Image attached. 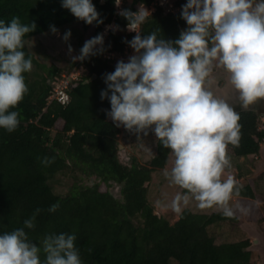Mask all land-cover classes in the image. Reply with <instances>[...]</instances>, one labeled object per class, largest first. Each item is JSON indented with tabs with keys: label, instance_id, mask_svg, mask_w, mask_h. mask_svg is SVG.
<instances>
[{
	"label": "trees",
	"instance_id": "16d2710c",
	"mask_svg": "<svg viewBox=\"0 0 264 264\" xmlns=\"http://www.w3.org/2000/svg\"><path fill=\"white\" fill-rule=\"evenodd\" d=\"M151 1L123 0L121 8L135 12ZM91 2L103 23L79 20L78 55L86 40L113 23L103 51L83 61L69 59L66 69L54 65L45 69L25 41L48 32L50 25L64 29L78 19L62 7V0H0V21L7 24L19 17L22 24L35 22V30L23 37L21 50L42 73L38 79H30V72L23 73L28 92L16 108L10 109L18 111L20 124L12 133L0 128V234L23 228V221L39 208L35 227L25 228L29 240L41 246L47 234L74 233L82 264H259L257 253L248 249L249 238L217 243L212 230L222 224L264 223L260 204L264 192L258 189L264 172L237 182L239 195L234 193L230 204L234 218L223 216L215 207L209 213L185 208L170 223L153 212L147 183L155 170L166 167L171 150L164 148L153 133L148 142L154 155L146 163L132 154L124 161L119 159L121 128L106 115L109 100L100 98L107 87L104 76L115 70L117 60L105 58L103 53L122 52L129 47L125 41L135 33L125 31L127 20L115 12L114 0ZM186 2L173 0L177 10L156 6L141 25V35L155 31L158 39H178L188 27L180 16ZM75 66H83L87 72L72 81L69 101L65 105L49 102L53 80ZM93 74L96 77L85 82ZM232 108L239 114L240 140L239 147L228 145L227 155L237 159L258 154L264 141V126H259L263 103L255 102L247 109L235 104ZM45 157H54V163L45 166L41 163ZM248 173L238 171L236 175L241 178ZM92 177L89 184L84 181ZM53 184H65L66 191L56 193ZM54 203L59 208L49 212ZM237 205L247 208V214ZM40 258L43 261L42 251Z\"/></svg>",
	"mask_w": 264,
	"mask_h": 264
},
{
	"label": "clouds",
	"instance_id": "9594fccd",
	"mask_svg": "<svg viewBox=\"0 0 264 264\" xmlns=\"http://www.w3.org/2000/svg\"><path fill=\"white\" fill-rule=\"evenodd\" d=\"M114 3L119 8L121 0ZM62 7L86 24L103 23L91 0H62ZM163 8L173 10V6ZM150 13L147 9L118 12L127 20L125 29L135 33L125 41L134 54L127 62L117 61L115 70L104 76L107 87L100 98L110 102L106 115L116 127L123 126L137 137L151 130L171 150L173 166L163 175L186 190L171 201L174 212L182 214L194 199L201 210L215 207L223 216L234 218L229 202L240 189L233 176L221 177L231 167L228 145L239 147V114L205 85L213 68L220 67L228 73L243 108L264 99V0L255 4L253 0H187L180 16L188 27L174 41L158 39L155 31L141 35L140 27ZM35 28L34 21L22 24L19 17L7 24L0 21V128L8 133L20 124L18 111L10 109L28 92L23 73L33 65L21 49L23 37ZM50 30L58 31L51 25ZM70 36L67 30L62 39L68 41ZM103 43V34H98L86 40L79 55L71 59L83 61L96 55L103 51ZM68 52H72L70 44ZM54 159L45 157L41 163L47 166ZM58 208L54 203L48 211ZM237 208L248 212L243 206ZM40 211L37 208L25 219L23 228L0 234V264H82L74 233L47 234L41 246L29 240L25 228L35 227Z\"/></svg>",
	"mask_w": 264,
	"mask_h": 264
},
{
	"label": "rangeland",
	"instance_id": "374dc122",
	"mask_svg": "<svg viewBox=\"0 0 264 264\" xmlns=\"http://www.w3.org/2000/svg\"><path fill=\"white\" fill-rule=\"evenodd\" d=\"M258 2H260V0H254L253 3L255 4ZM63 28L64 29L59 28L56 33L49 30L48 32L25 41L28 50L35 55L36 59L39 63L43 64L45 69L50 68L52 65L66 69L69 66V59H71L72 56L78 55V40L82 32L80 21L76 20L70 23L68 27ZM67 30L71 31V36L68 41H64L62 37ZM125 31L128 32L126 29ZM69 44L72 47V52L70 54L68 52ZM35 71H38V74H35ZM41 74V69L37 70L35 67H32L29 77L30 79H35ZM205 87L212 91L217 98L223 99L224 101L226 100L225 98L228 97L239 98V93L236 90L233 91L234 95L231 93L233 87L229 83L228 73L220 67L213 68L207 78ZM225 102L232 107L236 103L240 104V99L230 98ZM252 105L254 104H251V106ZM259 126H264V116L262 117ZM120 128L121 133L118 140L119 145H121L118 151L119 159L124 161L125 157H129L132 154L137 157L140 163H146L154 155L153 149L148 142V140L150 141L151 137H153V132L149 130V132H152L149 137H145L143 133L137 137L136 134L128 132L123 126ZM131 146L132 149L130 148ZM228 157L230 158L231 167L225 169L221 177L222 180L227 179L229 175L233 176L237 182L246 179V176L256 177L264 172V141L260 144V151L258 154L248 155L244 158L239 157L237 159H233L231 155ZM173 161L174 157L172 152H170L166 167L164 169L155 170L151 175V180L147 183L148 200L153 206V212L165 217L170 223L174 222L179 216V214L171 209V201L177 193H183L186 191L171 184L163 175L165 169H171ZM237 164L240 165V169L237 167ZM246 170H249L247 175H243L241 178L237 177L236 174L238 171L245 173ZM92 180L93 177L87 180L85 179L84 181L89 184ZM258 189L261 192H264V176L258 180ZM53 190L56 193L62 194L66 191V185L53 184ZM233 199L234 197L231 198L229 204L232 203ZM260 204L264 209V202H261ZM185 208H189L197 213H209L212 210V208L201 210L194 199H190L188 205L183 207V209ZM212 231L215 234V241L217 243L249 238L251 244L248 249L257 253L259 264H264V223L261 225L248 222H241L236 225L222 224L218 227H213ZM173 263L174 262L172 261V264Z\"/></svg>",
	"mask_w": 264,
	"mask_h": 264
},
{
	"label": "built area",
	"instance_id": "2783aa9c",
	"mask_svg": "<svg viewBox=\"0 0 264 264\" xmlns=\"http://www.w3.org/2000/svg\"><path fill=\"white\" fill-rule=\"evenodd\" d=\"M123 0H121L122 4ZM121 4L119 8L116 7L115 12L118 13L121 8ZM156 6H162V7H171L172 2L171 0H152L151 3L148 6H144L143 10L147 9L150 12H152ZM114 27V24L107 25L100 34H103L104 40L107 37L108 31ZM99 47V46H98ZM133 49L131 47H125V49L122 52H112V51H105L103 53V56L105 58H112L116 59L117 61L123 60L124 62H127L128 57L133 55ZM85 68V67H84ZM83 66H75L73 67L69 72L64 71L61 73L60 78L53 80V91L50 94L48 101L55 100L59 102L62 105H65L70 97H69V90L71 88L72 81L75 79H78L83 74L86 73V68L84 69Z\"/></svg>",
	"mask_w": 264,
	"mask_h": 264
},
{
	"label": "flooded vegetation",
	"instance_id": "af4514ba",
	"mask_svg": "<svg viewBox=\"0 0 264 264\" xmlns=\"http://www.w3.org/2000/svg\"><path fill=\"white\" fill-rule=\"evenodd\" d=\"M233 91H235L234 90V88H232V90H231V93L233 94ZM234 95V94H233ZM230 98H234V99H239V98H235V97H228V98H225L226 100H228V99H230ZM225 100V101H226ZM238 102H239V100H238ZM256 102H261V103H263L264 104V99H259V100H257ZM241 101H240V104L239 105H241ZM237 104V103H236ZM253 104H255V103H253Z\"/></svg>",
	"mask_w": 264,
	"mask_h": 264
},
{
	"label": "water",
	"instance_id": "95a60500",
	"mask_svg": "<svg viewBox=\"0 0 264 264\" xmlns=\"http://www.w3.org/2000/svg\"><path fill=\"white\" fill-rule=\"evenodd\" d=\"M104 0H101V2H103ZM95 74H93L92 76L89 77V79L85 80V82L91 81L95 78ZM121 147V145H119V148ZM255 241V240H254Z\"/></svg>",
	"mask_w": 264,
	"mask_h": 264
}]
</instances>
